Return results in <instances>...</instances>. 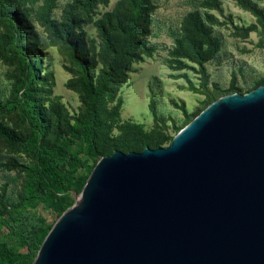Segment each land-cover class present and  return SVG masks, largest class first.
Masks as SVG:
<instances>
[{
    "label": "water",
    "instance_id": "1",
    "mask_svg": "<svg viewBox=\"0 0 264 264\" xmlns=\"http://www.w3.org/2000/svg\"><path fill=\"white\" fill-rule=\"evenodd\" d=\"M31 264H264V84L99 158Z\"/></svg>",
    "mask_w": 264,
    "mask_h": 264
},
{
    "label": "trees",
    "instance_id": "2",
    "mask_svg": "<svg viewBox=\"0 0 264 264\" xmlns=\"http://www.w3.org/2000/svg\"><path fill=\"white\" fill-rule=\"evenodd\" d=\"M55 1L44 0L40 17L53 38L66 47L67 56L76 67L74 87L81 93L82 110L71 122L59 104L45 107L36 84L40 78L41 51L29 41L32 34L29 20L21 10L11 6L10 0H0V24L6 28L0 36V47L8 58L16 61L18 71L10 96L5 101L0 100V115L15 113L25 127L24 131L17 132L0 123V139L30 158L31 166H24L29 170V183L35 193L49 203L56 220L73 204V192L81 191L100 157L115 150L156 148L170 142L174 134L159 126L146 132L139 124H121V101L109 108L104 105V100L114 95L119 74L127 71V64L136 56V51L142 49L151 53L149 42L140 37L148 31L147 25L152 20L148 15L150 1L120 0L113 10L95 22L104 53V67L97 73L93 71L88 48L84 50L83 32H76L84 21L81 14L89 16L97 0H73L64 10L61 22L50 16ZM236 1L242 8L260 14L251 0ZM204 4L218 7L217 0H205ZM182 30L185 36L179 34L175 40L177 54L204 67L219 50L220 39L212 34L211 27L197 12L189 14ZM261 84L263 80L253 88ZM232 92L244 91L231 86L224 93L214 92L203 108ZM114 127L120 129L119 133H112ZM182 127H175V133ZM12 165L17 166V162ZM52 224L44 225L30 211L11 210L8 202H4L0 208V226L6 233L0 237V264H31ZM18 242L26 248L25 252L16 249Z\"/></svg>",
    "mask_w": 264,
    "mask_h": 264
},
{
    "label": "rangeland",
    "instance_id": "3",
    "mask_svg": "<svg viewBox=\"0 0 264 264\" xmlns=\"http://www.w3.org/2000/svg\"><path fill=\"white\" fill-rule=\"evenodd\" d=\"M10 1L12 7L26 14L32 33L29 41L41 51L40 78L36 84L45 107L59 104L73 122L72 118L83 106L81 93L74 87L76 67L69 60L66 47L53 38L51 30L41 20L40 8L44 0ZM72 1L56 0L51 18L61 22L64 10ZM119 1L97 0L89 16L81 14L84 21L76 32H83L84 50H89L95 73L104 67L103 43L95 22L113 10ZM149 1L148 15L152 20L147 25L148 31L140 37L149 42L151 53L138 49L127 64V71L119 74L114 95L104 100L107 108L121 101V124H139L146 132L159 126L173 135L175 127L188 123L214 92L224 93L231 86L247 92L259 81H264V0H251L260 14L242 8L236 0H217L218 7L205 5V0ZM192 12L199 13L211 27L212 34L220 39L219 50L204 67L178 55L176 50L175 40L179 34L185 36L183 24ZM5 31V26L0 24V36ZM17 75L16 61L8 58L0 47V100L8 99ZM0 123L17 132L25 130L15 113L0 115ZM119 131L114 127L112 133ZM14 161L17 162L15 167ZM24 166H31L30 158L0 139V208L8 202L11 210L30 211L44 225H50L55 215L49 203L35 193L29 183V170ZM5 233L6 229L0 226V237ZM16 245V249L26 251L19 242Z\"/></svg>",
    "mask_w": 264,
    "mask_h": 264
}]
</instances>
